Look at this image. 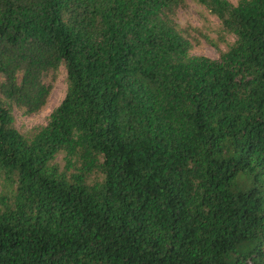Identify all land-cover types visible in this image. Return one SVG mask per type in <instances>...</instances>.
<instances>
[{
	"label": "trees",
	"instance_id": "1",
	"mask_svg": "<svg viewBox=\"0 0 264 264\" xmlns=\"http://www.w3.org/2000/svg\"><path fill=\"white\" fill-rule=\"evenodd\" d=\"M185 1L0 0V264H264V0H193L217 60Z\"/></svg>",
	"mask_w": 264,
	"mask_h": 264
},
{
	"label": "rangeland",
	"instance_id": "2",
	"mask_svg": "<svg viewBox=\"0 0 264 264\" xmlns=\"http://www.w3.org/2000/svg\"><path fill=\"white\" fill-rule=\"evenodd\" d=\"M229 1L234 5L238 2ZM172 18L181 34L191 43L190 54L193 56L217 60L236 40L234 35L224 31L214 15L193 0H186ZM44 80L52 85V90L46 104L38 112L27 115L23 110L13 109L14 127L22 135L28 136L35 128L45 126L52 111L65 97L67 81L64 66H60L54 73H49ZM55 162L62 166L63 155H58Z\"/></svg>",
	"mask_w": 264,
	"mask_h": 264
}]
</instances>
